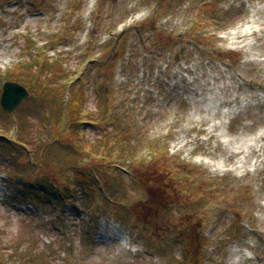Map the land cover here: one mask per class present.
Returning a JSON list of instances; mask_svg holds the SVG:
<instances>
[{
    "label": "rangeland",
    "instance_id": "obj_1",
    "mask_svg": "<svg viewBox=\"0 0 264 264\" xmlns=\"http://www.w3.org/2000/svg\"><path fill=\"white\" fill-rule=\"evenodd\" d=\"M5 82L0 264H264V0H0Z\"/></svg>",
    "mask_w": 264,
    "mask_h": 264
},
{
    "label": "water",
    "instance_id": "obj_2",
    "mask_svg": "<svg viewBox=\"0 0 264 264\" xmlns=\"http://www.w3.org/2000/svg\"><path fill=\"white\" fill-rule=\"evenodd\" d=\"M27 97L28 92L24 87L16 83L5 82L2 85L0 106L4 112L10 113Z\"/></svg>",
    "mask_w": 264,
    "mask_h": 264
},
{
    "label": "trees",
    "instance_id": "obj_3",
    "mask_svg": "<svg viewBox=\"0 0 264 264\" xmlns=\"http://www.w3.org/2000/svg\"><path fill=\"white\" fill-rule=\"evenodd\" d=\"M69 106V103L68 104H66L65 103V105H64V109H63V115L62 116H65V118L67 119V120H69V115H68V113H67V109L69 108L68 107ZM96 156H98L99 157V160H98V162L95 164V166H96V169L99 171V169H101V170H103L104 168H106V167H109L110 166V162H108L107 160H106V156H104L102 153H100L99 155H96ZM30 163H33L34 164V162H30ZM30 165V164H29ZM90 179V178H89ZM89 182H91V180H88ZM92 183V182H91ZM40 186V188H45L46 190H47V188H48V184H46L45 182L44 183H40V182H38V183H36V184H32V189H34L35 191V194L37 195V196H42V193H38L37 192V189H36V187L37 186ZM102 187H103V184L101 185ZM24 188V187H23ZM22 188V189H23ZM27 188H24V192H26V193H31V194H33V192H30V191H28V190H26ZM57 189V188H56ZM61 190H62V188L61 189H57V191L58 192H61ZM89 190H92L93 191V187H90V189ZM49 192V191H48ZM85 193H86V195L87 194H89V191H85ZM103 193H105L106 194V192L105 191H103ZM108 196L107 195H105V199L107 200V202H110V201H108Z\"/></svg>",
    "mask_w": 264,
    "mask_h": 264
},
{
    "label": "bare ground",
    "instance_id": "obj_4",
    "mask_svg": "<svg viewBox=\"0 0 264 264\" xmlns=\"http://www.w3.org/2000/svg\"><path fill=\"white\" fill-rule=\"evenodd\" d=\"M242 34H243V29H242L241 27H238L237 29H235V31H234V33H233L234 36H240V35H242ZM233 156H237V154H233ZM238 168L243 169V167H240V166H239ZM104 231H106V230H104ZM104 231H103V233H104L105 235H104L103 233H101V236H100V237H102V238H103V237H104V238H109L110 235H106L107 233L104 232ZM108 234H109V233H108ZM116 234H117V233L115 232V237L118 236V235H116ZM120 241L123 242V238H122ZM233 255L239 258V253H238V251H237L236 249L233 250ZM240 263H241V260H239V259H238L237 261H236V260L233 261V264H240Z\"/></svg>",
    "mask_w": 264,
    "mask_h": 264
}]
</instances>
